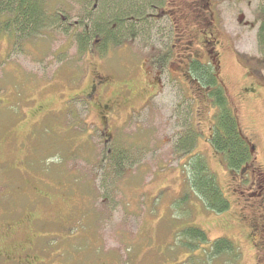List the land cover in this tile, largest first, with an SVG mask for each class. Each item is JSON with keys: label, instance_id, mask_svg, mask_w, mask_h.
Listing matches in <instances>:
<instances>
[{"label": "rangeland", "instance_id": "rangeland-1", "mask_svg": "<svg viewBox=\"0 0 264 264\" xmlns=\"http://www.w3.org/2000/svg\"><path fill=\"white\" fill-rule=\"evenodd\" d=\"M155 1L165 16L139 20L140 32L107 49L96 35L83 55L70 35L71 22L84 17L76 0H46V18L27 40L0 35V264H264L263 186L247 195L255 189L239 180L249 171L229 169L212 146L215 108L204 89L168 73L180 72L184 47L202 49L212 33L216 75L264 178V52L256 38L264 0H200V8ZM97 75L106 83L96 88L109 106L104 123L85 100H71ZM182 130L193 134L185 149L176 145ZM106 136L124 147L117 169L102 161L113 146ZM197 153L228 200L225 212L208 209L189 186L187 161ZM186 226L203 230L205 244H179L175 234ZM220 237L236 250L209 254L205 247Z\"/></svg>", "mask_w": 264, "mask_h": 264}, {"label": "trees", "instance_id": "trees-1", "mask_svg": "<svg viewBox=\"0 0 264 264\" xmlns=\"http://www.w3.org/2000/svg\"><path fill=\"white\" fill-rule=\"evenodd\" d=\"M76 1L82 9L83 13L81 16L89 17L88 19L90 20V22L82 21L83 17L80 20L71 22L73 31L70 35L72 40H75V46L80 55L89 50V46L92 43L91 39L94 36L97 35L99 38L96 39L98 46L103 45L104 49H107L109 46L116 45L119 35L126 33V35L133 36L136 34V31L140 32V28L146 26L145 23L140 22H145L149 17V19H155L161 15L165 16L162 13L166 12L164 9L160 10L161 7L159 5L156 6L155 3L157 2L155 0ZM98 1L99 7L95 13L93 7ZM46 4V0H0V35L6 34L9 37L12 36V40L14 37L15 42L9 41L11 44H15L21 38L27 40L28 37L32 36V33L37 31L36 27L42 24V19L46 18L44 15L47 14L43 13ZM147 10L152 12H148ZM257 20V47L260 52H264V9L260 10ZM169 52L170 50L166 52V58H169ZM159 57V62H161L163 57ZM159 57H156V63ZM189 72L191 77L200 86L205 89L210 88L209 92H207V97L211 101L213 110L215 108L213 114V135L211 138L213 148L223 154L225 163L229 169L243 172L245 168V173L250 172L254 169L252 168V163H250L251 148L248 147L249 142L243 136L235 112L228 103L225 88L222 84L216 82L213 77V69L208 65H199L197 62L191 61ZM84 95L85 93H79L72 96L71 100L73 99L74 101L80 98L86 102L88 97ZM38 109H41V107L39 106ZM184 130L179 132L181 137H179V143L176 144L177 146L180 144V149H185L186 146H189V142L193 138L192 133ZM116 141L118 140L110 139L107 141L106 144H113V146H111V149L106 150L107 154L102 160H106V162L108 160L110 163L109 168L113 167L115 169L119 168L121 161L124 159L122 152L124 147ZM187 166V171H189V186L196 192L204 205L212 211L225 212L229 207L228 200L225 198L224 192L217 185L215 176L208 169L202 155L199 153L191 155L187 161ZM263 185L261 183V186ZM175 235L178 237L179 244L181 243L188 251L189 249L199 248V244L204 245L206 242L205 233L203 230L198 229V227L186 226L176 232ZM209 247L205 248H208L209 254L213 255L236 250L232 241L225 237L213 240ZM205 252L203 256H205Z\"/></svg>", "mask_w": 264, "mask_h": 264}, {"label": "flooded vegetation", "instance_id": "flooded-vegetation-1", "mask_svg": "<svg viewBox=\"0 0 264 264\" xmlns=\"http://www.w3.org/2000/svg\"><path fill=\"white\" fill-rule=\"evenodd\" d=\"M199 1L200 0H191V4L193 3L194 6H198L200 8ZM201 7H202V5H201ZM169 11L171 12V9ZM170 12H168L167 16L172 20ZM172 21H171V24H172ZM173 31H174V27H173ZM207 35L208 36H204V38H205L204 39V48L198 49V50H192L190 48L191 51L189 52L188 51L189 48L184 47L183 55H181L180 56L181 58L179 59L181 64H179L180 66L176 65L177 66L176 69L178 71H180L179 73L172 72V70H170V69L168 71L169 78H171V79L173 78V81H177L182 87H185V84L188 85V83H191V80H193L194 83L196 82V80L191 77V74L189 72V65H190L191 61H195V62L199 63V65H208V66L212 67L213 77L215 78L217 83L222 84L221 83L222 80L219 79V77L216 75L217 68L214 67V65H213V62L215 61V56H216V54L215 53L213 54V51H212L213 45H214L213 42L216 43L217 39L212 35V33H209ZM209 46H212V49L209 48ZM197 52H198V54H197ZM201 58H203V60H201ZM156 75H158V74H156ZM101 77L102 76L97 75L95 77V80H93L89 83L84 96H87L89 98L86 100V103H88L91 108L95 109L99 113L100 117L103 119V121H102V119H101V121L104 123L105 121H108V119L105 118L106 117L105 114L109 111V106L107 105V103L103 104L101 102L100 95H97V93H96V88L98 89L99 87L106 84V83H102L105 81V78H101ZM157 84L160 85L159 79L157 81ZM202 88L204 89L205 95L207 97V92H209L210 88L205 89L204 87H202L198 84V89L201 90L203 93ZM244 90H247V91L249 90V92H250L253 89L251 87H249L248 89L244 88ZM124 91H129V89L125 88ZM118 94H119V98L122 99L121 90L118 91ZM183 96L186 99L192 98L191 93L190 92L187 93L184 88H183ZM114 107H115L114 114H116L117 110L119 109L117 102L113 103V108ZM107 139H109L107 136H106V138H102V140H104V141ZM256 171H257V168H254L253 170H251L249 172L250 176H246L243 174L239 180L241 184L246 183L248 189H251V190L255 189L254 191H250L247 194V195H249V193H251V194H253V195H251L253 197H257L258 195L261 194V192H259L258 187H261V182L264 179L263 176L261 175V172L257 173ZM262 184H264V182H262ZM263 188H264V185H263ZM244 198H247V197H244ZM22 261H23V258L20 260L19 264H21ZM29 261H30V259L25 258L24 264H28Z\"/></svg>", "mask_w": 264, "mask_h": 264}]
</instances>
